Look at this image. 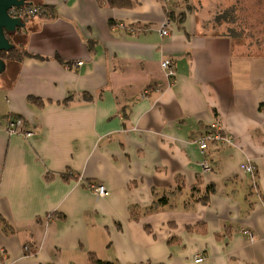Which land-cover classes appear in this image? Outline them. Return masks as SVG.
Instances as JSON below:
<instances>
[{
	"label": "crops",
	"instance_id": "1",
	"mask_svg": "<svg viewBox=\"0 0 264 264\" xmlns=\"http://www.w3.org/2000/svg\"><path fill=\"white\" fill-rule=\"evenodd\" d=\"M205 1L172 0L161 36L162 0H40L51 14L10 35L33 57L0 74V264H264V58ZM212 123L234 145L201 155Z\"/></svg>",
	"mask_w": 264,
	"mask_h": 264
},
{
	"label": "built area",
	"instance_id": "2",
	"mask_svg": "<svg viewBox=\"0 0 264 264\" xmlns=\"http://www.w3.org/2000/svg\"><path fill=\"white\" fill-rule=\"evenodd\" d=\"M66 1V0H62ZM164 2V7H166L167 12L171 11V5L172 0H162ZM43 9L41 6L36 4L34 0H24V5L22 7L16 8L12 7L8 11V15L11 18H19L21 20L25 18L35 17L38 15H41L43 13ZM171 19L166 16L165 20L162 22V24L159 27V33L161 36H167L169 32V28L171 26ZM135 31H131L133 33ZM82 63H78L77 66H80ZM160 68L165 71V76L167 82L165 84L158 83L154 86L156 91L163 90L164 88H167L172 82L171 78L175 75L174 70V63L172 60L167 59L161 62ZM148 94V90L143 91V96ZM5 130L10 135H22L23 137H31L32 133L25 132L23 130V122L19 118H15L12 116H8L5 119ZM214 143L218 145L219 147H231L234 145V138L228 134H226L222 127L218 123H212L210 124L205 133L200 137L199 140L196 141L197 148L201 155L207 151L208 144ZM201 167L203 171L210 172L211 166L209 165L208 161L203 159L201 162ZM241 170L247 173L251 176L252 180L255 182V174H256V168L255 166L250 162L246 161L244 164L241 165ZM86 187L93 193V195L96 197V200L101 201L104 198L108 196V191L105 188V186L98 182H88ZM255 187V184H254ZM244 235L248 236V238L252 241V235L248 231L243 232ZM201 256L197 257V260L194 262L196 264L202 262Z\"/></svg>",
	"mask_w": 264,
	"mask_h": 264
},
{
	"label": "rangeland",
	"instance_id": "3",
	"mask_svg": "<svg viewBox=\"0 0 264 264\" xmlns=\"http://www.w3.org/2000/svg\"><path fill=\"white\" fill-rule=\"evenodd\" d=\"M207 2H204L205 10L210 9L215 27L231 36L237 35L234 40L241 43L246 52L249 45V52L257 53L259 50L257 41L264 43V0H208ZM199 3L197 9L203 7L202 3ZM230 10H232L231 15L236 17L233 24L226 21V18H230L228 16ZM258 52L261 53L260 50Z\"/></svg>",
	"mask_w": 264,
	"mask_h": 264
},
{
	"label": "trees",
	"instance_id": "4",
	"mask_svg": "<svg viewBox=\"0 0 264 264\" xmlns=\"http://www.w3.org/2000/svg\"><path fill=\"white\" fill-rule=\"evenodd\" d=\"M40 0H34V2L36 4H38L39 6H41V8L44 10L43 13L41 15H38V16H43V15H47V14H51L50 11H49V8L43 3H40L39 2ZM43 1V0H42ZM108 4L111 6V7H121V8H124V7H129L130 6V2L129 0H107ZM231 11L228 12V16L230 18H226V21L227 23L230 22V24H233L235 22V19L236 17L234 15H231ZM230 14V15H229ZM175 12H167L166 11V16L168 18H170L171 20L174 19L176 16H175ZM26 19V18H25ZM241 34L242 31H240ZM228 36H230L231 38H234L236 37L237 35H232L231 34H228ZM8 40H9V37H7ZM10 41V40H9ZM258 42V46L261 53L258 52L259 50H257V53H252V52H249V48L250 46L247 45L248 47V51L246 52L245 56H248V57H260V58H264V46L262 44L264 43H261L260 41H257ZM11 43V42H10ZM24 57H33L32 55H30L28 52L24 51V50H19L17 48H15L13 46V48L7 52H0V59H2L4 62H8V61H14V62H19L21 61ZM24 250H26L25 252L27 254H29L31 252L30 250V247L28 245H24ZM96 264H113V263H110V262H102L100 260H96L94 261Z\"/></svg>",
	"mask_w": 264,
	"mask_h": 264
},
{
	"label": "water",
	"instance_id": "5",
	"mask_svg": "<svg viewBox=\"0 0 264 264\" xmlns=\"http://www.w3.org/2000/svg\"><path fill=\"white\" fill-rule=\"evenodd\" d=\"M24 0H0V52H7L13 48L6 35L15 33L23 27L22 20L19 18H11L8 15L9 9L12 7H22ZM5 69V62L0 59V74Z\"/></svg>",
	"mask_w": 264,
	"mask_h": 264
},
{
	"label": "flooded vegetation",
	"instance_id": "6",
	"mask_svg": "<svg viewBox=\"0 0 264 264\" xmlns=\"http://www.w3.org/2000/svg\"><path fill=\"white\" fill-rule=\"evenodd\" d=\"M11 35V34H10ZM10 35H6L7 37H10Z\"/></svg>",
	"mask_w": 264,
	"mask_h": 264
}]
</instances>
